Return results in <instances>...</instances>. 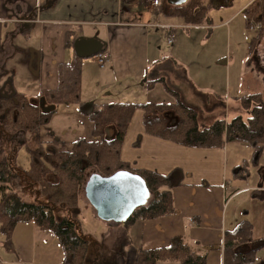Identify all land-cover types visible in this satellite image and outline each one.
Wrapping results in <instances>:
<instances>
[{"label":"crops","instance_id":"crops-1","mask_svg":"<svg viewBox=\"0 0 264 264\" xmlns=\"http://www.w3.org/2000/svg\"><path fill=\"white\" fill-rule=\"evenodd\" d=\"M50 2L0 0V97L21 93L39 99L43 92L56 90L58 65L70 64L76 58L74 49L67 47L68 38L70 41L96 39L103 43L108 50L104 68L96 57L83 61L81 99L91 105L85 108L59 105L50 124L43 129L47 141L56 139L64 143L56 146L61 152H70L72 144L79 139L93 140V123L86 113L105 105L173 106L180 102L197 113L201 127L200 111L191 105V101L201 100L208 104L216 101L226 108L232 98L238 103L244 92L234 84L239 80L240 72L233 70V62L237 58L239 65L244 67L250 57L253 38L246 28L243 12L252 1L233 10L229 9L231 1L227 0L226 7L215 9L217 15L224 17L223 21L215 23L213 20L210 25L187 24L183 18L169 15L163 8H154L148 0H57L49 8ZM160 26L182 28L177 29L174 41L170 43L173 32ZM22 62L26 67L24 70ZM247 67H251V62ZM174 76L192 90L188 100L183 88L170 81ZM137 112L141 113L144 126V111L137 110L133 119ZM218 121L230 123L228 119ZM214 122L201 128L211 127ZM114 136L115 130L111 127L108 137ZM125 141L121 151L124 162L134 169L166 174L154 165L161 160L158 154L161 146L154 149L156 151L146 152L142 161H129L122 156ZM165 141L167 148L183 152L181 161L189 160V164L191 156L188 153L216 155L215 161L220 166L217 176L201 164L197 180L196 177L184 180L173 190L179 214L139 220L129 230L124 225L101 221L83 198L77 210L89 209L91 225L85 230L81 223L76 224L80 225L79 233L89 242L86 264H134L140 251L169 247L174 238L182 236L208 250L207 264H224L225 233L234 231L243 221L255 222L256 214L253 218L248 210L258 207L254 196L262 200L264 187L253 190L255 187L238 184L244 182L242 179L227 180L231 144L217 149H199ZM181 165L176 168L194 176L190 173L191 168ZM164 168L167 173L174 170ZM92 175L90 173L89 178ZM21 226L24 228H19ZM18 229L28 234L35 248L24 240L21 244L24 258H17L16 252L11 251L9 259H0L1 264H64L63 250L54 234L28 223L19 224L15 231ZM113 234L120 237L117 245L108 247L109 250L98 247L103 239L111 238ZM49 243L52 248L44 246ZM248 249L249 246L245 251Z\"/></svg>","mask_w":264,"mask_h":264},{"label":"trees","instance_id":"trees-1","mask_svg":"<svg viewBox=\"0 0 264 264\" xmlns=\"http://www.w3.org/2000/svg\"><path fill=\"white\" fill-rule=\"evenodd\" d=\"M56 1L51 0L48 7L54 6ZM251 1V5L243 12L246 28L252 24L264 26V0ZM227 5V0H189L182 6H173L164 0L162 8L169 15L183 18L187 24L204 25L209 11L219 10ZM258 37L252 39L251 51L256 49L260 39ZM69 39L67 47L74 49L77 40ZM107 52L105 46L101 53ZM83 61V58L76 55L72 63L59 64L57 89L43 92L39 99L21 93L0 97V128L11 134L14 140L33 143L32 147H26L30 160L26 174L37 184L40 194L48 199L47 204H34L25 200L17 187L22 181L16 184L21 176L14 168L13 155L1 148L0 231L10 237L19 224L28 223L51 232L57 237L63 250L64 264H86L89 242L79 233L81 228L77 230L79 224L67 217L57 220L55 212L60 208L63 213H67L80 207L87 174L91 170L103 177H110L119 171H129L140 175L147 183L151 200L147 206L135 211L124 224L125 229H131L139 220H155L179 214L173 190L181 186L186 177H190L188 174L185 175L180 168L174 169L169 175L134 169L121 159L123 144L137 110L144 111V126L149 135L185 147L217 149L223 148L227 143H241L252 146L257 153L264 149V99L261 94H255L242 100V106L250 116L247 122L238 117L228 124L217 121L211 127L203 129L199 126L197 113L180 102L173 106L105 105L90 114L86 113L93 123V140L79 139L72 144L70 152H61L56 146L64 143L56 139L47 141L44 139L43 129L50 124L59 105H79L84 108L91 105L81 99ZM111 127L115 130L112 139L108 137ZM255 161L258 163V160ZM242 170L241 176L244 177L246 173ZM253 231V224L243 221L234 231L225 233L224 264L254 263V256L264 250V239L255 241ZM250 245L251 248L245 251ZM207 251L185 236L176 237L169 247L140 251L134 264H207ZM260 264H264V260Z\"/></svg>","mask_w":264,"mask_h":264},{"label":"rangeland","instance_id":"rangeland-1","mask_svg":"<svg viewBox=\"0 0 264 264\" xmlns=\"http://www.w3.org/2000/svg\"><path fill=\"white\" fill-rule=\"evenodd\" d=\"M249 3H251V0H231L230 3L231 7H229V9H233V10L240 9ZM223 18L224 17L217 15V12L215 10H211L208 12L205 25L213 24V20L215 23H220L223 21L222 20ZM258 36H259L258 38L260 39H258V42L256 44V49L251 51V45H250V57L249 59H246L245 62L246 65L244 67H241V65H239V63L237 62L238 61L237 58L233 62V67H234L233 70L236 72H240V78L238 81H234V84L242 88V91H244L241 94L240 98H238V103H235L234 99L232 98V102L230 104H227L225 108L224 105H221L216 101H213L211 104H208V103H203L201 100L200 101L195 100L193 102L192 101L190 102L189 100L191 105L195 109L200 111L199 121L201 125L210 126L211 124H213L214 121L216 122L218 120H224V119L226 121L228 119L230 120V122H232L234 119L238 117H242L243 121L247 122L250 116L248 111L245 110L242 106L243 98L250 97L255 94H261L262 98L264 99V27L262 30V34L261 35L258 34ZM249 62H251V67H247ZM11 68L12 66L10 65V69ZM21 68L22 70L26 69L23 62L21 63ZM170 81L175 82L177 85H180L183 88V92L185 93V98L187 100H188V96L193 94L192 90H190V88H188V86H186L182 82V80L179 82V79L176 76H174V79L171 78ZM1 94L5 95L3 92H1ZM234 96L235 95H232V97ZM212 98L214 97L212 96ZM67 114H69L68 111ZM141 120H142L141 113L137 112V114L133 119L129 133L127 135L124 149L122 152V156L126 160L142 161L143 156H145L146 152L148 153L151 151H156L154 149H157L159 146H161V151L158 152V154L161 157V160L159 164H154V165H156L157 167H161V171H164V173H166L164 175H169L171 173V172L167 173L168 171L165 170L164 167L177 169L176 167L183 164L185 165L184 167L191 168L190 173L194 175V176L186 177L185 180H192L194 179L193 177H196L195 180H197L198 177L197 172L200 169L201 164H203L204 166L208 167L209 171L213 175L217 176L220 166L215 161L216 155H208L207 153H203V154L188 153V155L191 156L190 164H189V160L181 161L183 157V152H179L177 150L167 148L165 146L167 145V143L164 139L155 137L153 135L152 136L149 135L146 132L144 126L142 125ZM0 138L3 141L2 145L0 144V149L4 148L8 152L12 153L13 160L15 161V164H13L14 168H16V173L19 176H21V179L16 183L18 184L20 181H22L20 185H17L20 194L25 198L27 202L34 204H47L48 199L40 194V189L37 186V184L32 182L28 178V175L26 174V171L28 170L27 167L29 165L28 163L29 153L26 147L28 145L32 147L33 143L30 141L22 143L17 140H14L12 135L7 133L3 128H0ZM227 144H231L229 145L231 149H230V158L228 160L229 164L227 166V176H226L227 180L233 181L232 179H238V180L242 179L244 182H240L238 184L250 185L252 187H255V189L253 190L263 188L264 187V149L259 153H257L255 148L247 144H241V143H227ZM156 156L157 158H159L157 154ZM233 158H235V160H233ZM254 159L258 160V163H256ZM241 170L244 173H246L244 177L241 176L242 175ZM90 173L92 175L95 173V171L91 170L88 172L89 175L87 174V181L90 176ZM185 175L187 174L185 173ZM83 196L85 200L86 199L85 191ZM254 198L257 202L258 207L257 208L254 207L252 211L248 210V212L253 216V218H254V214H256L255 222L252 221V224L254 226V232H255L254 240L258 242L260 239L264 238V195L262 196V200L256 196H254ZM88 210L83 208L77 210V208H75L71 210L68 214H65L60 210V208H58L56 209L55 215L57 220H62L65 217H67L72 221L81 223L84 229L87 230L88 227H90L91 225V220H90L91 215L88 216ZM19 228H24V227L21 226ZM14 232L10 237H8L0 231V259H9V256L12 253L11 251H14V253L16 252V257L22 259L24 258L25 254L23 250H21V244H23L25 240L26 242H28L29 245H31L29 241L30 239L26 232L20 229H18L17 231L14 230ZM119 238H120L119 235L113 234L111 238L103 239L99 243L98 247H106L105 250H109L108 247H111L113 244L115 245L118 244L117 242ZM31 246L35 248L34 245ZM44 246L48 248L53 247L51 243L46 244ZM253 247H255V245H253ZM263 252L264 250H261L254 256L255 260L254 263L252 264H260L261 262H263L264 260ZM52 254L53 257H56L55 250H52Z\"/></svg>","mask_w":264,"mask_h":264},{"label":"water","instance_id":"water-1","mask_svg":"<svg viewBox=\"0 0 264 264\" xmlns=\"http://www.w3.org/2000/svg\"><path fill=\"white\" fill-rule=\"evenodd\" d=\"M188 1L167 0L173 6H182ZM104 47L99 40L80 39L75 42L74 51L78 57L90 59L101 54ZM151 196L143 177L129 171H119L110 177L93 174L85 186V198L97 217L115 225L125 224L137 209L149 204Z\"/></svg>","mask_w":264,"mask_h":264},{"label":"built area","instance_id":"built-area-1","mask_svg":"<svg viewBox=\"0 0 264 264\" xmlns=\"http://www.w3.org/2000/svg\"><path fill=\"white\" fill-rule=\"evenodd\" d=\"M149 3L154 7V8H157V9H160L163 5V1L164 0H148ZM162 27L163 29H167V30H170L172 33V36L170 37L169 41L170 43H173L174 41V34L175 32L177 31V29L179 28H182V27H179V26H160ZM263 29V25H259V24H252L249 28H248V32H249V35L251 38H254V34H256L257 32H260L261 30ZM97 58V62L100 64V66L102 68L105 67L106 65V62L108 60V57L106 54H99L98 56H96Z\"/></svg>","mask_w":264,"mask_h":264},{"label":"flooded vegetation","instance_id":"flooded-vegetation-1","mask_svg":"<svg viewBox=\"0 0 264 264\" xmlns=\"http://www.w3.org/2000/svg\"><path fill=\"white\" fill-rule=\"evenodd\" d=\"M249 248H251V246H249Z\"/></svg>","mask_w":264,"mask_h":264}]
</instances>
